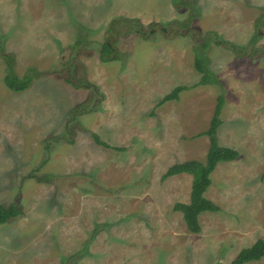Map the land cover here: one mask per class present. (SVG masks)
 Listing matches in <instances>:
<instances>
[{"label": "rangeland", "instance_id": "1", "mask_svg": "<svg viewBox=\"0 0 264 264\" xmlns=\"http://www.w3.org/2000/svg\"><path fill=\"white\" fill-rule=\"evenodd\" d=\"M186 1L0 0V45L19 76L34 75L11 90L0 53V204L22 207L0 223V264H228L264 239V57L212 42L209 67L221 83L196 84L194 66L209 30L248 46L258 31L253 46H264V0ZM192 8L190 29L175 23ZM121 16L139 19L141 32L120 25L122 58L102 62L100 44ZM81 34L87 43L78 46ZM69 70L100 91L95 110L74 123V143L47 138L62 136L68 110L91 94L65 81ZM177 85L189 87L159 103ZM221 93L219 142L239 156L211 172L205 195L220 208L202 212L191 232L173 205L189 201L192 175H162L175 162L205 160L200 132Z\"/></svg>", "mask_w": 264, "mask_h": 264}, {"label": "trees", "instance_id": "2", "mask_svg": "<svg viewBox=\"0 0 264 264\" xmlns=\"http://www.w3.org/2000/svg\"><path fill=\"white\" fill-rule=\"evenodd\" d=\"M179 1L181 5H185L188 7L190 6L189 1ZM195 16L196 15L192 8L185 19L176 20L175 23L180 25V27L182 28L190 29ZM260 18H264V9L261 13ZM259 21L261 22V20ZM123 24H127L135 31L141 32L142 26L139 22V19H132L122 16L113 18L107 28L109 34L106 37L105 41L100 44L99 57L102 62H108L122 58V53H120L119 49L116 47L115 42L121 35V28L119 26ZM258 37L259 32L256 31L249 42V46L243 44L236 45L220 37V35L216 31H206L201 36L200 41L197 42V45L194 46V66L195 69L201 73V77L196 84L221 83L214 71H212L209 67V57L207 54V50L212 42L217 45H226L229 49L236 53L237 56L251 58L259 55L264 57V46H253ZM84 43H87V37L86 34H81L78 36L76 44L78 46H82L84 45ZM0 53L5 60V84L8 86V88L16 92L27 89L34 78V75H32L30 72H27L26 74L19 76L15 70V60L13 54L10 52H6L1 47V45ZM33 71L35 75L38 74L35 72V70H32L31 72ZM69 71L66 72L65 75V81L67 83H70L75 88L87 89L95 97L98 95L100 91L97 84L84 77H76L71 71ZM188 87V85L175 86L170 92H168L161 98L159 103H164L168 100L178 98L179 93L182 90L187 89ZM91 94L88 96L86 101L79 102L68 110L66 115L64 134L62 136L50 135L49 137H47L50 138L49 140L64 139L69 143H74V128L78 125V123H74L81 115L94 111L95 105H97L96 103H98L97 97L95 98V104L90 105V103H88L92 99ZM99 96H101V94ZM224 104L225 98L221 93L217 96V102L209 126L205 130L200 132V134L207 135L209 138V147L206 153L205 160L201 161L198 159H187L175 162L171 164L162 175L163 179L179 173H189L192 175L189 201H177L173 205V208L175 210L182 212L186 226L191 232H199L201 230L199 215L202 212L217 211L220 208L218 204H216L205 195V191L211 183V172L215 169L217 163L221 161H230L236 159L239 156V152L235 148L222 145L219 142L218 128L222 123L221 113ZM92 137L98 144L106 147H113L114 149H122L119 146H111L110 144L102 140L101 137L95 132H92ZM21 214L22 207L19 202L13 201L9 204H0V223L8 222L9 220L20 216ZM263 256L264 239L258 238L250 246L243 247L238 252L237 256L228 264H245L249 261L259 260Z\"/></svg>", "mask_w": 264, "mask_h": 264}]
</instances>
